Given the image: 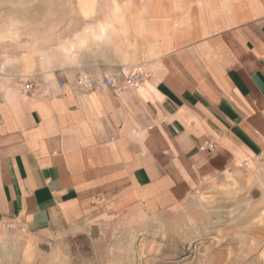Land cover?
I'll return each instance as SVG.
<instances>
[{
  "label": "crops",
  "instance_id": "1",
  "mask_svg": "<svg viewBox=\"0 0 264 264\" xmlns=\"http://www.w3.org/2000/svg\"><path fill=\"white\" fill-rule=\"evenodd\" d=\"M142 1L135 24L113 14L43 49L0 24V219L13 230L131 225L264 161V0ZM136 65L150 73L136 90L76 85Z\"/></svg>",
  "mask_w": 264,
  "mask_h": 264
},
{
  "label": "rangeland",
  "instance_id": "2",
  "mask_svg": "<svg viewBox=\"0 0 264 264\" xmlns=\"http://www.w3.org/2000/svg\"><path fill=\"white\" fill-rule=\"evenodd\" d=\"M140 8L142 0H0V24L13 43L39 40L43 49L113 14L122 27L135 24L129 10ZM0 264H264V161L131 225L109 222L62 240L0 232Z\"/></svg>",
  "mask_w": 264,
  "mask_h": 264
},
{
  "label": "built area",
  "instance_id": "3",
  "mask_svg": "<svg viewBox=\"0 0 264 264\" xmlns=\"http://www.w3.org/2000/svg\"><path fill=\"white\" fill-rule=\"evenodd\" d=\"M149 78L150 73L146 70L144 65L125 66L116 75L107 76L94 82L89 80L86 76H80L76 81V85L85 92L92 91L96 87H114L121 84L128 89L136 90L145 84ZM60 86L64 87L65 83L60 82ZM21 90L23 94H36L41 92L42 87L35 82H26L22 84ZM203 149L213 152L215 147L210 144ZM10 230H13V226L0 219V232ZM22 231L24 230L22 229Z\"/></svg>",
  "mask_w": 264,
  "mask_h": 264
}]
</instances>
